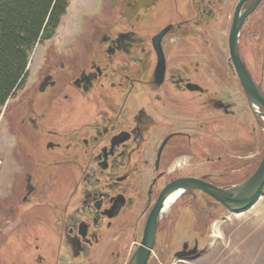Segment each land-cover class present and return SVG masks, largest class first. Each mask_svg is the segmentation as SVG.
Returning a JSON list of instances; mask_svg holds the SVG:
<instances>
[{
	"label": "flooded vegetation",
	"instance_id": "af4514ba",
	"mask_svg": "<svg viewBox=\"0 0 264 264\" xmlns=\"http://www.w3.org/2000/svg\"><path fill=\"white\" fill-rule=\"evenodd\" d=\"M100 10L41 53L14 108L20 150L35 159L23 229L39 225L29 221L44 194L37 183L64 171L75 182L63 215L50 211L57 241L46 249L48 237L36 238V264H130L169 184L194 177L228 189L264 161V0H103ZM226 214L186 191L160 212L147 264L201 260Z\"/></svg>",
	"mask_w": 264,
	"mask_h": 264
},
{
	"label": "rangeland",
	"instance_id": "374dc122",
	"mask_svg": "<svg viewBox=\"0 0 264 264\" xmlns=\"http://www.w3.org/2000/svg\"><path fill=\"white\" fill-rule=\"evenodd\" d=\"M102 1L70 0L68 13L63 18L55 37L52 40L39 43L33 51L29 65L30 78L27 80V85H31L35 81V70L39 65L41 53L52 43L67 39L68 35L75 30L81 15H83L82 18L89 17L88 20L99 18L101 10L98 11V7L100 4L102 5ZM93 32L94 30H89V33L93 34ZM90 36L93 35L90 34ZM21 94L19 90L16 96L2 109L0 117V264H36L34 263L36 253L34 246L39 243L36 238L48 237L41 243L43 248L46 249L53 239L57 241L53 228L57 215L51 214L50 211L55 210L56 206L62 208L66 205L75 186L74 179L67 171H64L63 176L55 180L54 174H51L53 168L40 166L37 172L43 170L47 174L48 171L51 175L45 188L40 189L41 184H36L39 187L38 190L44 191V194L42 195L43 198L38 201L39 204L34 205L39 212L37 214L38 221L35 218L28 220L32 223H39V225L35 224L28 230L23 229L21 224L24 222L25 217L22 215L25 214L27 208H31L29 204L22 203L23 195L26 194V174L35 164V159L34 161L28 160L20 150L19 137L17 136L20 116L14 108H17L20 104L18 101ZM10 156L12 157L10 158ZM180 162L183 165V162H189V158L180 160ZM35 202H37V198L32 200V203ZM190 203L185 206L187 209L186 214L193 218V211L190 210L191 208L189 209ZM11 207L14 210H9ZM202 207L204 206L202 205ZM61 212L62 214L59 215H63V208ZM227 217H229V214L223 215L214 221L211 226V239L214 241L215 246L212 248L210 245L208 257L194 261L191 264H217L218 262L226 264L227 261L229 262L232 259L231 254L227 257V252H231L233 241L237 244V241H242L245 238L246 264H264V194L244 214L230 216L231 220L228 226L226 223ZM22 218L23 221H21ZM243 226L246 230H243ZM22 241L31 246L29 254L21 246L23 245ZM218 241L221 242L218 244ZM217 249L219 251L225 250L219 258L218 253L213 252Z\"/></svg>",
	"mask_w": 264,
	"mask_h": 264
},
{
	"label": "trees",
	"instance_id": "16d2710c",
	"mask_svg": "<svg viewBox=\"0 0 264 264\" xmlns=\"http://www.w3.org/2000/svg\"><path fill=\"white\" fill-rule=\"evenodd\" d=\"M70 0H0V117L22 89L36 46L57 33Z\"/></svg>",
	"mask_w": 264,
	"mask_h": 264
},
{
	"label": "water",
	"instance_id": "95a60500",
	"mask_svg": "<svg viewBox=\"0 0 264 264\" xmlns=\"http://www.w3.org/2000/svg\"><path fill=\"white\" fill-rule=\"evenodd\" d=\"M239 71L246 86V71L241 67ZM179 190H182L181 195L186 191L201 190L223 204L232 214L243 213L254 206L260 195H262L264 190V161L249 180L228 189H221L194 177L181 178L169 184L162 192L150 214L143 246L136 252L130 264H147L150 248L154 244L158 216L168 198Z\"/></svg>",
	"mask_w": 264,
	"mask_h": 264
},
{
	"label": "crops",
	"instance_id": "0c3cea01",
	"mask_svg": "<svg viewBox=\"0 0 264 264\" xmlns=\"http://www.w3.org/2000/svg\"><path fill=\"white\" fill-rule=\"evenodd\" d=\"M246 212V211H245ZM245 212H243L242 214H244ZM230 216H238L237 214H229V217H227L226 219H227V226H228V224H229V221L231 220L230 219ZM244 227V226H243ZM243 230H246V228L244 227L243 228ZM222 241V240H221ZM221 241H218V244H219V242H221ZM222 242H224V241H222ZM229 242V241H228ZM233 247H232V250H231V252H227V257L229 256V254H231V257H232V259H231V261H227V263L226 264H246V238L245 239H243L242 241H237V244L235 243V241H233ZM215 245H214V243H213V245H212V248L214 247ZM211 252V251H210ZM213 252H217L218 253V258L220 257V255L222 254L223 255V253L225 252V250L223 249V250H218L217 249V251H214L213 250ZM210 254H213V253H210ZM208 255V254H207ZM207 255H205L203 258H205V257H208ZM221 255V256H222ZM202 258V259H203ZM217 264H222L221 262H218Z\"/></svg>",
	"mask_w": 264,
	"mask_h": 264
},
{
	"label": "bare ground",
	"instance_id": "6f19581e",
	"mask_svg": "<svg viewBox=\"0 0 264 264\" xmlns=\"http://www.w3.org/2000/svg\"><path fill=\"white\" fill-rule=\"evenodd\" d=\"M181 193H182V190H179L178 192H176V193H174V194H172L169 198H168V200L166 201V204H165V209H167L174 201H176L179 197H180V195H181ZM262 197V195H260V197L259 198H261ZM258 198V199H259ZM255 205V204H254ZM253 207V206H252ZM251 207V208H252ZM250 208V209H251ZM242 213H239V214H237V215H241Z\"/></svg>",
	"mask_w": 264,
	"mask_h": 264
}]
</instances>
